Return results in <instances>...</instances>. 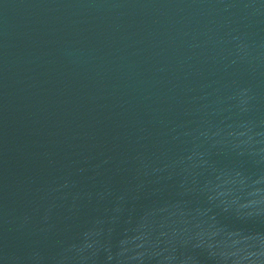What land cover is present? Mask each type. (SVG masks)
I'll return each mask as SVG.
<instances>
[{"label": "water", "instance_id": "95a60500", "mask_svg": "<svg viewBox=\"0 0 264 264\" xmlns=\"http://www.w3.org/2000/svg\"><path fill=\"white\" fill-rule=\"evenodd\" d=\"M0 264H264V0H0Z\"/></svg>", "mask_w": 264, "mask_h": 264}]
</instances>
